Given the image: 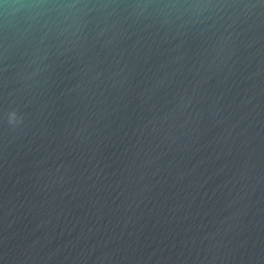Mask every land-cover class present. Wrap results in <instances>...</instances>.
<instances>
[{"label":"water","instance_id":"95a60500","mask_svg":"<svg viewBox=\"0 0 264 264\" xmlns=\"http://www.w3.org/2000/svg\"><path fill=\"white\" fill-rule=\"evenodd\" d=\"M0 264H264V0H0Z\"/></svg>","mask_w":264,"mask_h":264}]
</instances>
